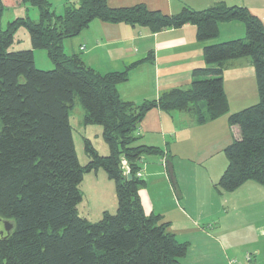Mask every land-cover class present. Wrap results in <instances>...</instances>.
<instances>
[{"label": "trees", "instance_id": "1", "mask_svg": "<svg viewBox=\"0 0 264 264\" xmlns=\"http://www.w3.org/2000/svg\"><path fill=\"white\" fill-rule=\"evenodd\" d=\"M23 5L38 10L37 21L16 18L2 29L4 10ZM92 21L144 27L151 33L192 25L196 41L204 44V68L193 71L187 89H171L139 105L125 102L117 86L150 56L124 71L101 74L79 55H66L63 41L80 35ZM229 22L244 25V38L206 44L218 37L220 24ZM19 28L27 31L30 50H10ZM34 50L45 51L53 69H36ZM243 58L254 69L258 102L229 114L223 72L230 61ZM74 95L84 112L83 125L100 126L108 148V155L100 156L85 139L86 165L78 161L69 124ZM151 109L194 111L199 124L227 115L238 135L224 149L227 166L213 189L219 195L232 193L247 182L264 188L260 20L244 7L222 2L167 16L144 5L110 8L107 0H67L61 15L51 11L50 0H0V221L12 225L0 235V264H181L187 244L175 239L161 215H146L138 195L144 184L136 177L140 161L163 153L137 145L138 125ZM122 158L130 179L122 171ZM98 170L114 183L116 211L91 223L78 215L79 186L84 175Z\"/></svg>", "mask_w": 264, "mask_h": 264}, {"label": "crops", "instance_id": "2", "mask_svg": "<svg viewBox=\"0 0 264 264\" xmlns=\"http://www.w3.org/2000/svg\"><path fill=\"white\" fill-rule=\"evenodd\" d=\"M221 2L246 8L264 26V0H107V5L114 9L144 5L170 16L183 8L201 11ZM240 24H220L218 37L206 44L244 38V26ZM195 35L192 25L151 33L144 27L92 21L80 35L63 41L62 48L66 55H79L88 67L101 74L124 71L150 56V60L132 68L127 81L117 86L121 100L139 105L157 100L168 90L190 86L193 71L204 68V44L198 43ZM223 90L229 114L258 102L254 69L249 59H236L227 64ZM136 133L137 145L163 152L150 161L143 158L144 184L138 195L144 213L161 215L169 223L175 239L187 244L186 255L180 263L264 264V188L247 182L232 193L219 195L213 189L227 166L224 149L238 135L237 129L229 127L227 115L199 124L194 111L167 113L151 109ZM101 155H108V148ZM99 173L95 171L96 180L98 177L109 180L106 174ZM89 175H84L79 186L84 215H78L93 223L104 212L115 213L116 198L114 192L109 202L98 204L97 201L90 206L97 192L92 187L93 178L84 185ZM90 207L92 212H88ZM247 228L257 243L247 241V245H240V251L228 247L230 238L237 237V233L245 234Z\"/></svg>", "mask_w": 264, "mask_h": 264}, {"label": "rangeland", "instance_id": "3", "mask_svg": "<svg viewBox=\"0 0 264 264\" xmlns=\"http://www.w3.org/2000/svg\"><path fill=\"white\" fill-rule=\"evenodd\" d=\"M69 2H72L71 0H68ZM51 3V11H53L57 15H61L63 13V9L65 4L67 3V0H50ZM27 16L32 21H37L38 19V10L30 5H23L21 7L17 8H6L4 10V13L2 15L1 19V27L2 29H5L7 26V23L13 21L16 18H23ZM240 26H244L240 24ZM245 30V27H243ZM30 41L27 31L24 28H19L14 37V43L10 47L11 51H21V50H30ZM34 56V65L36 69L41 71H49L53 69L52 63L48 60L45 51L43 50H34L33 51ZM83 109L78 101V97L74 95L73 99V106L72 109L69 112V124L72 129V139L74 143V148L76 152V156L78 158V161L81 165H86L89 162V157L86 155L84 150V140L87 139L92 147L97 151V153L102 156V153H105L107 150V146L104 143L102 139V128L100 126H84L83 125ZM0 130H1V123H0ZM138 144V142H137ZM153 158V156H146L144 159L147 161H150ZM155 160V159H154ZM145 163V162H144ZM99 174L103 175L105 174L102 170H99ZM104 176V175H103ZM93 178V186L96 189L94 190L96 195L92 197L91 205L98 201H105L109 202L111 199V194L114 196V185L113 182L107 180L104 178L102 180L100 177L98 179H95V172H90L89 177L86 176L84 185H87L89 182V179ZM151 190H157L152 188ZM113 198V197H112ZM83 205L80 204L78 207V214L80 216H83L84 214V208ZM87 209V208H86ZM92 212L93 210L88 209V212ZM4 232V222L0 221V233ZM246 233H237V237H231V245L228 244V247H233L234 249H238L239 251L242 249L240 245H247L245 244L247 241L251 243H257V240L255 241V238H253V234L251 230L247 228L245 231ZM244 234V235H243ZM231 236V235H230ZM244 236V238H242ZM245 244V245H244ZM242 246V247H243Z\"/></svg>", "mask_w": 264, "mask_h": 264}, {"label": "built area", "instance_id": "4", "mask_svg": "<svg viewBox=\"0 0 264 264\" xmlns=\"http://www.w3.org/2000/svg\"><path fill=\"white\" fill-rule=\"evenodd\" d=\"M136 135H137V133H136ZM142 164H143V161L141 160V161H140V165L142 166ZM120 165H121V168H122V171H123L124 175L129 176V175H130L129 165H128L127 161H126L124 158H122V159L120 160ZM136 177H137V178H143L142 168H141V170L136 174Z\"/></svg>", "mask_w": 264, "mask_h": 264}, {"label": "water", "instance_id": "5", "mask_svg": "<svg viewBox=\"0 0 264 264\" xmlns=\"http://www.w3.org/2000/svg\"><path fill=\"white\" fill-rule=\"evenodd\" d=\"M72 1V0H71ZM128 179H130V176H127ZM4 222V232L8 234L12 228V225L9 222L3 221ZM4 232H1L0 235H2Z\"/></svg>", "mask_w": 264, "mask_h": 264}]
</instances>
